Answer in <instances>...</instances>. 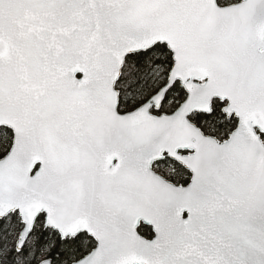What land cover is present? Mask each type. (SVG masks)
<instances>
[{"label": "snow or ice", "instance_id": "1", "mask_svg": "<svg viewBox=\"0 0 264 264\" xmlns=\"http://www.w3.org/2000/svg\"><path fill=\"white\" fill-rule=\"evenodd\" d=\"M0 264H264V0H0Z\"/></svg>", "mask_w": 264, "mask_h": 264}]
</instances>
